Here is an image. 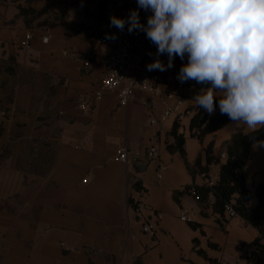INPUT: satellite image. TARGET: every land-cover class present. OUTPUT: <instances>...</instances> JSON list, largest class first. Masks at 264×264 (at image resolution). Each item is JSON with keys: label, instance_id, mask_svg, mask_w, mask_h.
Segmentation results:
<instances>
[{"label": "crops", "instance_id": "crops-1", "mask_svg": "<svg viewBox=\"0 0 264 264\" xmlns=\"http://www.w3.org/2000/svg\"><path fill=\"white\" fill-rule=\"evenodd\" d=\"M114 1L0 0V264H264L256 227L240 216L219 222L215 197L203 214L201 201L187 191L197 185L209 194L196 161L206 164L210 143L215 153H225L233 135L250 131L245 125L230 121L201 141L192 136L193 81L182 89L163 81L157 94L138 90L126 105L108 91L94 106L107 51L95 39ZM132 10L147 23L151 13L137 0L119 18ZM130 37L138 61L157 59L144 32ZM158 58L167 64L166 54ZM177 65L175 57L166 71ZM83 102L88 108H81ZM178 103L185 157L167 146L174 118L150 123L167 104ZM152 145L159 152L155 159L148 154ZM120 146L137 156L118 161ZM159 164L166 166L162 179ZM209 171L219 175L220 165ZM245 172L255 207V189L264 184V146L250 147ZM133 201L147 207L138 212ZM182 211L191 222L180 219ZM147 221L155 224L154 234L143 232Z\"/></svg>", "mask_w": 264, "mask_h": 264}, {"label": "clouds", "instance_id": "clouds-1", "mask_svg": "<svg viewBox=\"0 0 264 264\" xmlns=\"http://www.w3.org/2000/svg\"><path fill=\"white\" fill-rule=\"evenodd\" d=\"M151 15L141 23L110 17V26L141 31L157 48L148 71H166L179 57L177 79L203 85L194 96L209 115L219 111L251 132L264 128V0H137ZM115 39V36L109 37ZM166 54L165 65L158 57ZM264 146V141H256Z\"/></svg>", "mask_w": 264, "mask_h": 264}, {"label": "built area", "instance_id": "built-area-1", "mask_svg": "<svg viewBox=\"0 0 264 264\" xmlns=\"http://www.w3.org/2000/svg\"><path fill=\"white\" fill-rule=\"evenodd\" d=\"M130 3L131 0H115L114 3L105 10V23L102 25L101 31L96 37L95 42L105 46L107 49L104 59L106 72L101 80L99 89L94 93V106H96L97 102L102 100L103 94L108 91H116L120 105H126L135 98L136 91L138 90L157 94L159 92V85L163 81H175L177 83V89H182L186 85V82L181 83L177 79L179 71L168 70L162 75H158L153 71H148L147 65L150 63L149 61H138L128 28L125 27L123 31H120L118 28L110 26V17L113 15L119 17V11L127 7ZM112 36H115V39L109 38ZM30 37V34L26 35L24 44H26ZM47 39L48 38L45 37L43 40ZM84 64L87 66L89 62L86 61ZM179 103L175 105L167 104L162 114L157 119L152 118L150 123L152 125H163L172 118H174V121L180 123L184 114L180 113ZM81 108H88L87 103L83 102ZM189 113L190 110L187 109L186 114ZM148 154L152 159L157 158L159 155L158 148L155 145L150 146ZM136 156L137 153L126 146H120L116 150V158L122 163H130L131 159H134ZM221 159H226V153L221 154ZM165 171L166 166L159 164L157 178L162 179ZM200 174L204 177L205 186L208 188H213L220 180L218 174H212L210 171H208V173L200 172ZM187 191L194 196L196 200L199 201L201 199L197 185L189 186ZM212 198L213 195L211 194L209 199L211 200ZM132 205L138 212L147 207L143 201H133ZM154 215L158 219L161 217L157 212H154ZM225 216L227 218L238 216L231 202L225 204ZM180 219L191 222V218L186 211L180 213ZM142 230L145 233L154 234L156 226L147 221L143 223Z\"/></svg>", "mask_w": 264, "mask_h": 264}, {"label": "trees", "instance_id": "trees-1", "mask_svg": "<svg viewBox=\"0 0 264 264\" xmlns=\"http://www.w3.org/2000/svg\"><path fill=\"white\" fill-rule=\"evenodd\" d=\"M178 65L174 71H179L185 60H181L178 56ZM192 84L197 89V94L203 85L197 84L195 81ZM218 107V98L216 100V108ZM196 112L193 114L189 129L192 136H196L200 141L203 136L215 132L224 125H226L231 120L226 116L222 115L220 111L214 112L209 115L205 110L196 105ZM180 125L177 121H174L171 134L173 136V141L168 142L167 146L170 150H178L185 157V150L183 144L185 141V136L178 132ZM256 141H264V128L257 130L256 132H245L237 133L233 135L231 140L226 144L225 153L226 159H221L222 153H215L213 149V143L208 144L205 147V157L206 164L204 166L200 165V160L196 161V166L199 168L200 172L208 173L209 166L213 163L220 165V180L213 186V188H208L205 186L206 190L210 191L209 194L204 196L202 194V188L198 189V193L201 197V209L202 213L206 214V207L209 200V195L215 197L213 202V211L220 215L218 221L221 222L225 216V204L231 202L233 208L236 210L238 216L242 217L246 222L253 225L260 231V237L254 240L257 245L258 250H264V245L261 242L264 236V184L257 185L255 191L257 195L258 202L255 207H250L249 201L251 198V191L246 183V172L245 166L250 158V147L256 144ZM204 189V188H203ZM195 226V225H194ZM200 254L206 256L204 251L198 250ZM258 258V253L253 252L249 257L250 261H254ZM214 264V262L212 261Z\"/></svg>", "mask_w": 264, "mask_h": 264}]
</instances>
